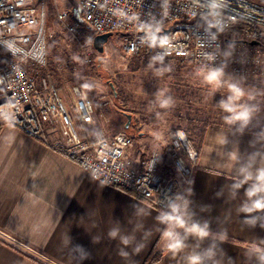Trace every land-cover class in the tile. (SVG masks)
Here are the masks:
<instances>
[{
	"label": "crops",
	"instance_id": "obj_1",
	"mask_svg": "<svg viewBox=\"0 0 264 264\" xmlns=\"http://www.w3.org/2000/svg\"><path fill=\"white\" fill-rule=\"evenodd\" d=\"M196 147L180 217L204 236L3 125L0 264H144L152 256V264H264V129L208 123ZM144 159L127 155L134 168ZM168 231L182 246L171 247Z\"/></svg>",
	"mask_w": 264,
	"mask_h": 264
},
{
	"label": "built area",
	"instance_id": "obj_2",
	"mask_svg": "<svg viewBox=\"0 0 264 264\" xmlns=\"http://www.w3.org/2000/svg\"><path fill=\"white\" fill-rule=\"evenodd\" d=\"M79 7L81 23L90 28L83 46L93 45L98 34L118 32L126 36L123 47L129 55L191 63L216 74L264 76V0H79ZM59 18L66 23L68 13ZM65 25L78 33L79 22ZM236 25L243 39L259 43L243 47L242 40L226 36ZM46 27L43 4L0 0V128L12 125L78 163L93 178L179 214V191L189 187L199 156L187 131H172V162L165 170L161 151H152L140 168L131 167L127 153L135 139L126 131L98 128L91 139H84L59 89L47 78L39 83L29 69L33 65L49 75ZM72 92L80 121L91 123L94 101L78 84ZM52 133L58 136L51 138Z\"/></svg>",
	"mask_w": 264,
	"mask_h": 264
},
{
	"label": "rangeland",
	"instance_id": "obj_3",
	"mask_svg": "<svg viewBox=\"0 0 264 264\" xmlns=\"http://www.w3.org/2000/svg\"><path fill=\"white\" fill-rule=\"evenodd\" d=\"M36 4L47 11L49 75L33 65L29 69L39 83L47 78L59 89L84 139H91L98 128L126 131L135 139L127 155L135 151L144 158L161 151L165 170L172 162L169 148L176 128L185 129L195 145L199 130L208 123L264 129V76L240 77L229 71L217 74L213 82L208 79L210 72L191 63L129 55L123 47L126 36L118 32L99 53L94 45L83 46L90 28L81 23L79 0H36ZM62 12L68 13L66 23H80L78 33L66 28L59 18ZM225 35L242 40L243 47L248 43L240 31ZM76 84L94 101L91 123L81 122L75 110L72 87ZM233 89L240 93L232 101L235 112L221 106L235 95ZM240 110L247 112L246 118H236Z\"/></svg>",
	"mask_w": 264,
	"mask_h": 264
},
{
	"label": "clouds",
	"instance_id": "obj_4",
	"mask_svg": "<svg viewBox=\"0 0 264 264\" xmlns=\"http://www.w3.org/2000/svg\"><path fill=\"white\" fill-rule=\"evenodd\" d=\"M208 79H209L210 81L215 82L216 79H217V74L214 73V72L211 73V74H209ZM233 91H234L235 95H234L233 97L230 98L229 102H223V101H222V102H221V106L224 107V108H226V109H228V110H230V111L235 112L236 109H234V108L232 107V101L235 100L237 97H239V96H240V93H239L238 91H235V89H233ZM247 115H248V114H247L246 111H244V110H240V111H239V115H238L236 118H238V119H244V118L247 117ZM167 219H168V221H169L171 224H174V225H176L177 227H184V228L186 229V231H188V232L196 233V234H198V235H200V236H204V235L207 234V233L204 231V229H202L199 225L187 226V225L185 224L184 220L182 219V217H180V216H175V215H173V216H168ZM165 235H166V237H171V238L173 239L174 242H173V244L171 245V247L176 248V247H178V246H182V242L176 240L175 237L172 236V233H171L170 231L166 232Z\"/></svg>",
	"mask_w": 264,
	"mask_h": 264
},
{
	"label": "water",
	"instance_id": "obj_5",
	"mask_svg": "<svg viewBox=\"0 0 264 264\" xmlns=\"http://www.w3.org/2000/svg\"><path fill=\"white\" fill-rule=\"evenodd\" d=\"M164 34H167L168 33V30H164L163 31ZM113 36V32H105V33H102V34H98L94 37V41H93V45H94V48L99 52V53H103L104 50H105V44L108 42V40ZM228 41L230 42H234L235 40H231V39H228ZM241 41V40H240ZM245 42H248L249 44L251 45H254V44H258L259 42L257 40H251V41H246ZM128 118L130 120V115H128ZM128 123L126 125V127H128Z\"/></svg>",
	"mask_w": 264,
	"mask_h": 264
},
{
	"label": "trees",
	"instance_id": "obj_6",
	"mask_svg": "<svg viewBox=\"0 0 264 264\" xmlns=\"http://www.w3.org/2000/svg\"><path fill=\"white\" fill-rule=\"evenodd\" d=\"M229 30H232L233 32H237V31L240 30V26H238V25L233 26ZM202 132H203V127L198 132L199 137L202 136ZM187 196H188V187L185 188V189H180L178 200H177L180 212L176 216H180V213H181V211L183 210V208H184V206L186 204ZM169 215L172 216V214H170V213H169ZM155 258H156L155 256L150 257L149 259L146 260V262L144 264H152L154 262Z\"/></svg>",
	"mask_w": 264,
	"mask_h": 264
}]
</instances>
